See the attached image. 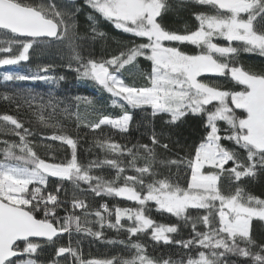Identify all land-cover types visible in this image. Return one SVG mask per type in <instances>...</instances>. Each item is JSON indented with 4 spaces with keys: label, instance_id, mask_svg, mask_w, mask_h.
Listing matches in <instances>:
<instances>
[{
    "label": "snow or ice",
    "instance_id": "1",
    "mask_svg": "<svg viewBox=\"0 0 264 264\" xmlns=\"http://www.w3.org/2000/svg\"><path fill=\"white\" fill-rule=\"evenodd\" d=\"M196 2L212 7L216 10L215 14H196L199 27L188 34H177L166 30L157 19L168 10L167 0H86L91 8L110 21L116 29L134 37L146 38L147 42L134 45L107 61L89 59L75 69L81 78L96 81L112 97L125 102L119 104L113 99V105L123 109L124 114L116 119L107 115L101 116L98 122L90 124L94 130L100 129L102 125H110L120 132L128 131L132 116L125 109V105L133 109H143L147 106L151 109L153 117L162 113L169 114L170 119L165 123H175L189 111L192 114L206 115L205 139L195 148L194 154L187 158V167L191 172L187 187L170 183L167 179L144 184L141 177L150 173L155 162L154 148L148 145L139 146L147 154L144 157L147 163L143 167L136 166L138 153L127 149V153L132 156L129 166L138 175L124 176L123 186H116L125 170L120 161L106 159L86 167L82 166L78 163L76 141L66 135H54L51 139L67 144L72 149V155L66 163H48L37 156L25 136L16 131V135L20 136V144H8L3 149L5 160L0 162V264H38L33 258H14L42 250L41 244L34 242L32 238H43L44 241L55 245L56 239L63 233L70 232L73 226L76 232L83 231L102 239V231L93 232L90 228L82 227L80 216L74 213H66L62 218L58 216L57 210L65 203L60 199L59 193L64 191L67 195V190L57 184L55 191H48L49 177L58 178L60 181L67 180L74 185L70 201L72 209L88 208L85 201L77 197L81 181L88 184L96 196L123 197L137 202L141 206L139 209L116 207L115 223L108 222L107 226L123 228L121 219L126 216L129 221H133V225L126 228L130 237L147 233L150 229L154 241L175 243L186 249L193 245L207 249L206 252L200 251L198 258H189L187 264H227L224 257L228 253L251 258L253 264H264V245H258L260 251H252L257 244L250 234L253 218L264 221V200L251 195L245 196L240 187H237L234 193L227 194L221 188V181L225 177L230 183L239 182L242 178L254 177L257 170H264V74L249 73L214 58V54L227 58L229 54L240 50L258 51L264 55V0ZM242 14H246L247 18H243ZM66 15L68 14L58 10L54 3L29 5L23 0H0V29L14 36L27 38L13 39L8 42V47H0V53L5 54L0 58V65L27 60L29 50L35 43L40 42V38H66L70 28L65 19ZM99 35L102 36L103 33ZM215 36L228 41V46L214 43ZM166 41L188 42L201 48V53L186 54L177 47L165 46ZM233 41L243 42L244 47L238 49L231 46ZM12 44L19 45L18 55L12 54ZM141 56L152 63L151 73L147 76L150 86L137 87L135 84L125 83L118 73L125 70L126 66H132L137 57ZM74 59L80 61L81 58L76 54ZM203 74L230 75L243 89L228 91L218 86H210L198 79ZM3 79L8 81L50 78L5 74ZM237 109L242 110L240 115L236 114ZM40 119L43 121V116ZM77 119L83 118L77 114ZM0 120L14 125L16 130L23 128L22 123L10 115L0 116ZM219 121H223L227 128L222 129ZM23 131L28 133L27 129ZM150 139L152 145L168 149L167 144L160 143L154 131ZM224 140L234 142L244 149L247 154L246 161L241 160L235 150L225 147L222 143ZM98 144L112 153L123 154L119 144L107 141H98ZM14 148H19L24 155L17 156ZM184 160L185 158H180L167 163L179 166ZM8 161L18 163L12 164ZM229 162L231 167H226ZM103 165L116 169L115 179L104 180L100 176L90 174L93 167ZM206 168L210 170L205 171ZM93 180L95 184L91 183ZM130 184L140 185L141 190ZM143 188L147 189L146 194L143 193ZM147 201H155L158 210H164L186 221L193 219L187 214L190 208L205 209L208 214L193 220L192 238L174 240L168 234L176 233L177 227L157 225L146 216L144 206ZM216 202H219L218 209ZM101 208L109 216L112 215L107 204H102ZM213 209H217L215 213ZM38 212L43 213V218L37 217ZM89 214L85 211V217ZM94 214L103 228L106 217L98 210ZM215 217H218V227L215 226ZM197 222H201L208 231H197ZM239 242H243L245 246L241 247ZM131 247L136 250L135 255L131 259L120 260L118 264H157L145 254L140 243H133ZM55 256L65 260L70 256L74 259V264H117L116 258L84 260L79 250L71 245L57 247ZM51 264H58V261H52ZM162 264L171 262L163 261Z\"/></svg>",
    "mask_w": 264,
    "mask_h": 264
},
{
    "label": "trees",
    "instance_id": "2",
    "mask_svg": "<svg viewBox=\"0 0 264 264\" xmlns=\"http://www.w3.org/2000/svg\"><path fill=\"white\" fill-rule=\"evenodd\" d=\"M23 2L29 5L54 3L58 10L68 14L65 19L70 28L66 38H57L53 41L41 39L39 43H35L29 50L27 60L16 64L0 65V116L10 115L23 125L22 129L16 130L14 125L0 120V162L5 160L3 149L8 144H20V136L16 135V131H20L21 135H24L26 141L29 142V146L41 159L48 163H66L71 159L72 149L60 140L51 139L54 135H66L76 141L78 163L82 166L86 167L93 162H101L106 159L120 161L121 167L125 170L116 186H123L124 176L138 175L129 166L132 156L127 153V149L138 153L136 166L143 167L147 163L144 159L147 154L139 146L148 145L154 148L155 162L151 166L150 173L141 177L144 184L147 185L154 180L167 179L170 183H178L181 187L186 188L187 181L191 178L190 169L187 167V158L194 154L195 148L204 141L206 136L207 121L204 113L192 114L189 111L177 122L165 123L170 119L169 114L162 113L153 117L151 109L147 106L143 109H133L125 105V109L132 116L128 131L120 132L110 125H102L100 129L95 130L90 127L92 122H98L103 115L113 119L122 116L124 110L119 106H114L113 99H116L119 104L125 102L112 97L96 81L81 78L75 69L80 63H86L89 59L98 62L107 61L113 56L120 55L121 52H126L134 45L146 43V38L134 37L116 29L110 21L91 8L86 0H23ZM167 3L168 10L157 19L166 30L177 34H188L199 27V22L195 18L196 14L214 15L216 12L212 7L201 5L196 0H167ZM99 33H103V35L101 36ZM13 39L25 40L0 30V47H8V42ZM164 43L165 46L177 47L189 55L199 54L201 50L186 42L166 41ZM234 47L242 49L244 45L243 43L234 44ZM11 48L12 54L18 55L19 45L12 44ZM76 54H79L80 61L74 59ZM4 55L0 53V58H3ZM214 58L220 62H228L230 66L240 67L249 73L264 74V55L257 51L240 50L235 54H229L227 58L218 55H215ZM69 64H71V68H69ZM151 70V61L141 56L137 57L132 66H126L125 70H121L118 75L127 84H135L137 87L150 86L147 76ZM5 74L39 76L50 79L5 81L3 79ZM61 77L63 79H60ZM199 79L210 86H218L222 90L240 91L243 89V86L232 80L230 75H203ZM235 111L237 115L242 112L239 109ZM77 114L83 119L78 120ZM41 116L44 118L43 121L40 119ZM218 124L222 129L227 128L223 121H219ZM23 129H27L28 133L25 134ZM153 131L157 134L161 144L168 145L167 150L160 145H152L150 136ZM98 141L121 145L123 154L112 153L107 148H101ZM222 143L228 149L235 150L240 159L246 161L247 154L244 149L231 141L224 140ZM13 151L17 156L24 155L19 148H14ZM180 158H185V160L179 166L167 163V161ZM161 161H165V163H161ZM8 162L18 163L17 161ZM226 167H231V162ZM208 170L210 169H205V171ZM90 174L100 176L104 180H113L116 177V169L103 165L93 167ZM91 183L95 184V181L93 180ZM57 184H61L62 188L67 190V195L64 191L59 193L60 199L65 203L57 210L58 216L62 218L66 213L80 216L82 227L90 228L93 232L102 231V239H97L83 231L76 232L75 226H73L70 232H66L65 235L56 239L55 245L46 241L33 240L41 244L42 250L18 259L33 258L38 261V264H51L52 261H58V264H74V259L70 256L67 260L55 256L57 247L71 245L79 250L81 258L84 260L116 258L118 264L120 260L131 259L136 251L131 245L140 243L144 247L145 254L157 264H162L163 261H170L171 264H187L189 258H198L200 251H207L198 245L186 249L179 244L154 241L151 238L150 229L147 233H139L130 237L126 228L132 226L133 221H129L126 216L121 219L123 228H110L107 223H115L116 207L139 209L141 206L136 202L115 196H96L89 189V185L81 181L77 197L83 199L88 208L86 210L72 209L70 201L74 185L67 180L60 181L58 178L49 177L47 190L55 191ZM130 186L141 190V186L138 184H130ZM29 187L31 188L32 185ZM237 187L243 189L245 196L251 195L264 200V170H257L254 177L242 178L239 182L232 181L230 183L226 177L221 181V188L226 194L234 193ZM142 191L146 194L147 189L143 188ZM102 204H107L112 212L111 216L101 208ZM216 204L218 209V202ZM144 207L145 215L157 225L177 227L176 233L169 234L174 240L192 238L194 235L193 220L198 216L208 214V210L190 208L187 210V214L193 219L186 221L171 213L158 210L152 203H146ZM217 209H213V213ZM97 210L106 217L103 228L98 222L99 218L94 214ZM85 211L90 213L86 217ZM36 215L38 218H43L42 212H38ZM214 219L215 226L218 227V217ZM196 228L197 231H208L201 222H197ZM250 234L257 244V247H254L252 251H260L258 245H264V221L253 218ZM239 243L241 247L245 246L243 242ZM224 259L227 264H253L251 258L232 253H228Z\"/></svg>",
    "mask_w": 264,
    "mask_h": 264
},
{
    "label": "rangeland",
    "instance_id": "3",
    "mask_svg": "<svg viewBox=\"0 0 264 264\" xmlns=\"http://www.w3.org/2000/svg\"><path fill=\"white\" fill-rule=\"evenodd\" d=\"M242 16H243V18H247V16H246V14H242ZM213 42L214 43H216V44H218V45H220V46H228V41H226L225 39H223L222 37H219V36H215V37H213ZM186 43H188V42H186ZM241 43H243V42H241V41H233L232 42V44H231V46H233L234 47V44H241ZM199 49H201V48H199ZM258 52V51H257ZM200 53H201V50H200ZM199 53V54H200ZM214 56H215V54H214ZM203 75H213V74H203ZM202 75V76H203ZM198 79H199V77H198ZM102 86V85H101ZM103 87V86H102ZM105 90V89H104ZM106 91V90H105ZM213 103H215V102H213ZM207 169V168H206ZM120 198H123V197H120ZM124 199H126V198H124ZM135 202V201H134ZM137 203V202H136ZM146 203H152V204H154L155 205V207L158 209V206L156 205V203H155V201H147ZM218 207H219V202H218ZM161 211H164V210H161ZM166 212V211H165ZM169 235V234H168ZM28 254H25V256H27Z\"/></svg>",
    "mask_w": 264,
    "mask_h": 264
},
{
    "label": "water",
    "instance_id": "4",
    "mask_svg": "<svg viewBox=\"0 0 264 264\" xmlns=\"http://www.w3.org/2000/svg\"><path fill=\"white\" fill-rule=\"evenodd\" d=\"M0 30H2V29H0ZM4 31H6V30H4ZM10 33V32H9ZM17 37H20V36H17ZM20 38H24V39H27V38H25V37H20ZM41 39H46V40H50V41H53V40H55V39H57V38H55V37H43V38H40V40ZM66 233H63L62 235H60V236H63V235H65ZM34 241H44V239L43 238H32ZM65 255H67V254H65ZM18 258H20V257H17V258H14V259H18Z\"/></svg>",
    "mask_w": 264,
    "mask_h": 264
}]
</instances>
